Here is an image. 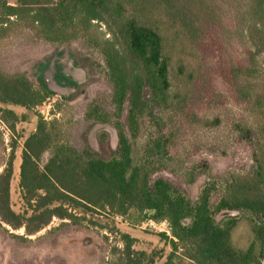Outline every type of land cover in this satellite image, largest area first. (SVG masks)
<instances>
[{"label": "trees", "instance_id": "trees-1", "mask_svg": "<svg viewBox=\"0 0 264 264\" xmlns=\"http://www.w3.org/2000/svg\"><path fill=\"white\" fill-rule=\"evenodd\" d=\"M17 33L55 46L81 40L98 52L111 111L94 100L85 118L110 124L116 145L111 148L102 131L100 152L87 144L78 149L58 118L38 115L21 151V212L13 210L10 197L14 141L2 165L1 224L28 236L54 218L97 226L87 213L151 219L168 223L169 234L157 233L168 252L135 249L136 239L117 230L122 246L112 247L114 260L106 264L264 261V0H0V41ZM50 94L23 72L0 69L1 104L32 110ZM226 104L238 111L232 127L248 146L251 165L204 183L192 199L184 185L208 166L205 160L189 170L184 165V132L219 124L204 112ZM146 118L154 132L134 162V142ZM0 120L15 131L20 117L0 107ZM222 211L244 213L253 233L245 249L231 241L239 219L220 221Z\"/></svg>", "mask_w": 264, "mask_h": 264}, {"label": "rangeland", "instance_id": "rangeland-1", "mask_svg": "<svg viewBox=\"0 0 264 264\" xmlns=\"http://www.w3.org/2000/svg\"><path fill=\"white\" fill-rule=\"evenodd\" d=\"M85 58L90 61H85ZM103 66L98 52L81 40H75L68 46H55L37 40L30 34L17 33L0 41V69L8 73L23 72L31 80L43 83L51 92L42 104L32 110L0 103V107L11 109L20 117L15 131H11L0 120V171L10 152L11 142H15L10 185L11 206L14 211L23 210L19 187L23 141L35 130L37 117L42 116L40 111L48 112L51 119L58 118L72 145L78 149L87 144L100 152L98 135L102 131L108 133L111 148L115 147L116 132L110 124H91L85 118L87 106L94 100L106 111H111L108 105L110 86L104 78ZM237 115L238 111L232 104L212 108L205 111L204 116L208 120L220 119L219 124L196 127L193 132H184L182 144L188 154V158L183 159L184 165L189 170L199 160H205L208 166L207 172L199 175L193 184L184 185L192 199L196 198L204 183L219 181L230 170L244 172L251 165L250 150L246 143L239 140L237 131L232 127ZM154 128L149 119L142 121L133 146L134 162L141 159L146 138L154 132ZM46 158L47 154L43 160ZM163 176L170 178L171 175L164 173ZM172 178L183 182L182 178ZM187 178L188 173L183 177L184 182ZM86 217L96 222L97 226L72 225L54 218L44 229L28 236L24 235L23 229L12 230L0 223V264H106L114 260L111 255L112 247L122 246L117 230L136 239L135 249L156 252L157 256H164L169 250L157 236L164 225L141 227L147 219L141 222H135L131 218L117 221L105 214L87 213ZM230 217L239 219L232 229V243L236 248L245 249L253 240L250 225L245 220L244 213L238 211H222L217 216L220 221Z\"/></svg>", "mask_w": 264, "mask_h": 264}, {"label": "built area", "instance_id": "built-area-1", "mask_svg": "<svg viewBox=\"0 0 264 264\" xmlns=\"http://www.w3.org/2000/svg\"><path fill=\"white\" fill-rule=\"evenodd\" d=\"M41 112V117L43 118V119H51V115H49L48 116V112H43V111H40ZM115 220H117V221H121L122 220V218L121 217H119V216H116L115 217ZM160 225H164V229L163 230H161L160 232H165L166 234H169V226H168V223L167 222H165V221H161V222H156V221H154V220H151V219H147V221H145V223H142L140 226L141 227H156V226H160Z\"/></svg>", "mask_w": 264, "mask_h": 264}, {"label": "crops", "instance_id": "crops-1", "mask_svg": "<svg viewBox=\"0 0 264 264\" xmlns=\"http://www.w3.org/2000/svg\"><path fill=\"white\" fill-rule=\"evenodd\" d=\"M231 241H232V232H231ZM261 264H264V261H262V263Z\"/></svg>", "mask_w": 264, "mask_h": 264}]
</instances>
